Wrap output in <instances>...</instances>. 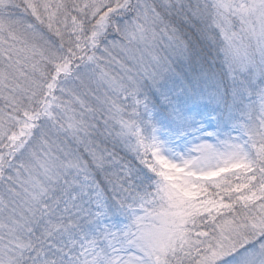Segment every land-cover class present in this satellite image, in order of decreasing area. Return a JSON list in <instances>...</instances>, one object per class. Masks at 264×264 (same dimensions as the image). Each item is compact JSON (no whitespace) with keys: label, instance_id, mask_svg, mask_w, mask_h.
Returning <instances> with one entry per match:
<instances>
[{"label":"snow or ice","instance_id":"snow-or-ice-1","mask_svg":"<svg viewBox=\"0 0 264 264\" xmlns=\"http://www.w3.org/2000/svg\"><path fill=\"white\" fill-rule=\"evenodd\" d=\"M0 264H264V0H0Z\"/></svg>","mask_w":264,"mask_h":264}]
</instances>
